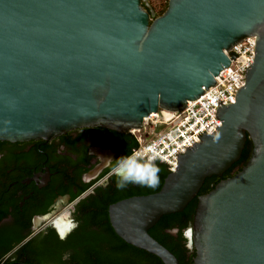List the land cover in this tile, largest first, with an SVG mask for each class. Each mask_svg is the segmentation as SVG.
Returning a JSON list of instances; mask_svg holds the SVG:
<instances>
[{
  "label": "water",
  "instance_id": "water-1",
  "mask_svg": "<svg viewBox=\"0 0 264 264\" xmlns=\"http://www.w3.org/2000/svg\"><path fill=\"white\" fill-rule=\"evenodd\" d=\"M250 36L254 59L235 102L217 107L221 125L177 154L157 192L107 214L125 243L180 264L148 230L196 198L192 264H264V0H168L160 16L145 0H0V141L140 130L152 113L199 98L229 65L225 51ZM247 138L241 169L199 195L206 178L240 159Z\"/></svg>",
  "mask_w": 264,
  "mask_h": 264
},
{
  "label": "flooded vegetation",
  "instance_id": "flooded-vegetation-1",
  "mask_svg": "<svg viewBox=\"0 0 264 264\" xmlns=\"http://www.w3.org/2000/svg\"><path fill=\"white\" fill-rule=\"evenodd\" d=\"M130 137L135 139L130 132L83 127L48 141H0V264H57L47 256L56 250L69 264L77 236L96 230L93 205L106 201L96 190L109 192V200L140 186L118 189L111 172L116 158L136 148ZM188 229L183 236L191 252Z\"/></svg>",
  "mask_w": 264,
  "mask_h": 264
},
{
  "label": "trees",
  "instance_id": "trees-1",
  "mask_svg": "<svg viewBox=\"0 0 264 264\" xmlns=\"http://www.w3.org/2000/svg\"><path fill=\"white\" fill-rule=\"evenodd\" d=\"M166 7L162 10L155 11L156 16H160L165 11ZM130 138L132 147H137V141L132 137ZM251 149L252 143L250 139L247 138L240 159L221 177L212 176L206 178L198 194L202 195L209 192L221 179L234 175L248 160ZM130 150L131 149H129L128 153L131 152ZM154 162L160 169L159 184L155 188L140 185L139 187L129 189L123 196L113 197V195H111L109 200V192H104L101 189L96 190L97 196L103 198V200L106 199V201L102 203L95 202L93 205L96 211L91 213L92 221H90V223L95 226L96 230L85 232L84 234L81 233L82 235L77 236L75 242L70 245L74 247L76 252L72 254L68 261V263L70 262L69 264H163L155 255L135 248L121 240L111 228L107 214V208L112 203L131 196L154 193L161 188L169 171L166 164L159 161ZM196 203L197 199L194 198L182 212L162 216L159 221L148 230L149 235L169 250L178 259L180 264H192V259L195 256L194 250L190 252V250L185 247L186 239L183 236V231L192 223ZM174 229H177L175 234L169 233V231ZM60 251L61 250H56V252L51 251L47 253V256H52L54 261L57 258L55 262H57V264H62L59 259Z\"/></svg>",
  "mask_w": 264,
  "mask_h": 264
},
{
  "label": "built area",
  "instance_id": "built-area-1",
  "mask_svg": "<svg viewBox=\"0 0 264 264\" xmlns=\"http://www.w3.org/2000/svg\"><path fill=\"white\" fill-rule=\"evenodd\" d=\"M255 51V38L245 37L225 51L229 65L215 77V84L196 100L189 101L178 112H171L165 118L163 110L143 121L140 130H129L135 136L138 153L142 160L159 161L166 164L169 172L177 167V154L181 155L186 147L200 141L198 136L211 134L221 125L215 118L218 106L235 102L236 92L245 84V69L252 64ZM143 132L141 135L135 133ZM135 162V160L131 161Z\"/></svg>",
  "mask_w": 264,
  "mask_h": 264
},
{
  "label": "clouds",
  "instance_id": "clouds-1",
  "mask_svg": "<svg viewBox=\"0 0 264 264\" xmlns=\"http://www.w3.org/2000/svg\"><path fill=\"white\" fill-rule=\"evenodd\" d=\"M133 160L136 161V166L130 163ZM111 172L116 177V187L118 189H124L129 184L149 188H155L159 184V167L156 166L154 161H142L138 153L116 158L115 165L111 166Z\"/></svg>",
  "mask_w": 264,
  "mask_h": 264
},
{
  "label": "rangeland",
  "instance_id": "rangeland-1",
  "mask_svg": "<svg viewBox=\"0 0 264 264\" xmlns=\"http://www.w3.org/2000/svg\"><path fill=\"white\" fill-rule=\"evenodd\" d=\"M154 11H159L164 9L167 6L168 0H145ZM137 136L143 134L141 131L140 133H135Z\"/></svg>",
  "mask_w": 264,
  "mask_h": 264
},
{
  "label": "bare ground",
  "instance_id": "bare-ground-1",
  "mask_svg": "<svg viewBox=\"0 0 264 264\" xmlns=\"http://www.w3.org/2000/svg\"><path fill=\"white\" fill-rule=\"evenodd\" d=\"M163 112H164V113H163L164 117H165V118H169L171 112L166 111V110H163ZM154 115H155V113H152L150 116H154ZM146 119H149V117L145 118L144 120H146ZM132 130H135V129H132ZM175 169H176V168H175Z\"/></svg>",
  "mask_w": 264,
  "mask_h": 264
}]
</instances>
